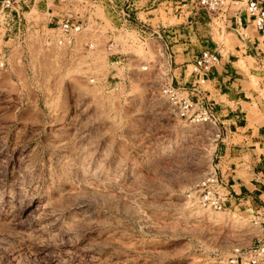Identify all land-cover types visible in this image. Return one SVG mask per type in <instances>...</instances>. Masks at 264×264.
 I'll use <instances>...</instances> for the list:
<instances>
[{"label": "rangeland", "instance_id": "rangeland-1", "mask_svg": "<svg viewBox=\"0 0 264 264\" xmlns=\"http://www.w3.org/2000/svg\"><path fill=\"white\" fill-rule=\"evenodd\" d=\"M109 1L74 12L121 48L106 50V35L91 51L40 48L37 31L22 46L0 38V264H246L263 220L189 199L217 173L222 135L217 120L178 118L160 93L170 52L140 31L181 20L135 3L137 19L117 34L124 22L108 17ZM53 3L21 7L42 30L63 14ZM207 19L214 39L226 36Z\"/></svg>", "mask_w": 264, "mask_h": 264}, {"label": "crops", "instance_id": "crops-1", "mask_svg": "<svg viewBox=\"0 0 264 264\" xmlns=\"http://www.w3.org/2000/svg\"><path fill=\"white\" fill-rule=\"evenodd\" d=\"M173 16L181 23L171 27L172 82L184 86L193 101L203 99L201 105H213L222 135L216 174L229 192L226 208L260 214L264 208V34L244 12L227 16L226 36L220 40L204 27H208L204 20ZM202 50L217 53L219 62L207 82L192 92L193 77L187 71Z\"/></svg>", "mask_w": 264, "mask_h": 264}, {"label": "built area", "instance_id": "built-area-1", "mask_svg": "<svg viewBox=\"0 0 264 264\" xmlns=\"http://www.w3.org/2000/svg\"><path fill=\"white\" fill-rule=\"evenodd\" d=\"M49 0H45L46 5ZM56 0H51L52 6ZM101 0H57L61 6L63 14L59 13L56 16H51L49 22L46 24V29L37 30L31 18H27L26 10L32 9L36 0H0V38L3 41L13 39L20 44L24 43L26 36L40 35V48H64L66 50H73L74 48H86V50H94L99 48L98 41L91 38L106 35L109 39L103 46L110 51L112 48H121L122 44L117 43L112 37L114 32L101 31L97 25L89 24V17L96 18L91 14L81 15L79 12H74L76 8L85 7L88 10L92 9V5ZM32 2V3H31ZM144 2L151 4L153 13L161 9L170 10V12L178 17H185L191 19H204L211 17L219 19L225 23L227 16L232 13L238 15L244 12L251 20L255 29L264 34V4L258 0H110L111 8L110 19H117L123 21L120 27H116L117 34L125 35L128 28L126 26L127 20L137 19L135 14L131 16L134 11L131 9L135 3ZM166 4V6H164ZM91 5V6H90ZM26 10H24L23 7ZM169 7V8H168ZM51 7H47L49 10ZM152 12H148L145 18ZM112 14V15H111ZM134 17V18H133ZM206 21V20H205ZM120 24V23H119ZM49 25H54L48 28ZM140 30L144 34H149L161 46V48H170L169 41L174 37L171 27L153 29L148 31L147 25H141ZM120 28V29H119ZM6 41V42H7ZM219 57L217 53L202 50L194 57L192 62V69L190 75L193 77V85L191 91L196 90L207 82L208 75L213 68L218 64ZM171 67V65H170ZM143 70L145 68L143 67ZM170 83L161 86L160 93L165 97L167 103L175 114L180 119L190 120L191 122H208L216 123V117L213 115L212 103L201 105L204 100L193 101L184 86L176 85L172 82L174 73H171ZM89 85H96L97 81L92 75L82 77ZM187 93L186 96L183 94ZM219 137V135H217ZM264 180V175H263ZM189 199L198 207L209 209L213 211H220L226 204L229 197V192L218 179L216 172L209 173L199 183H197L192 190H190ZM260 214L256 215L262 218V232L261 237L257 240L256 245L249 251L246 264H264V208L259 209Z\"/></svg>", "mask_w": 264, "mask_h": 264}]
</instances>
